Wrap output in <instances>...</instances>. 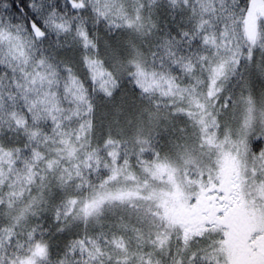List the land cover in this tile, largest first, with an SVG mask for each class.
Returning a JSON list of instances; mask_svg holds the SVG:
<instances>
[{
  "label": "snow or ice",
  "instance_id": "1",
  "mask_svg": "<svg viewBox=\"0 0 264 264\" xmlns=\"http://www.w3.org/2000/svg\"><path fill=\"white\" fill-rule=\"evenodd\" d=\"M0 264H264V0H0Z\"/></svg>",
  "mask_w": 264,
  "mask_h": 264
}]
</instances>
